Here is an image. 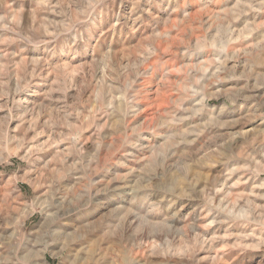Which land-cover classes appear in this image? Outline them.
Here are the masks:
<instances>
[{"label": "rangeland", "instance_id": "374dc122", "mask_svg": "<svg viewBox=\"0 0 264 264\" xmlns=\"http://www.w3.org/2000/svg\"><path fill=\"white\" fill-rule=\"evenodd\" d=\"M0 264H264V0H0Z\"/></svg>", "mask_w": 264, "mask_h": 264}, {"label": "bare ground", "instance_id": "6f19581e", "mask_svg": "<svg viewBox=\"0 0 264 264\" xmlns=\"http://www.w3.org/2000/svg\"><path fill=\"white\" fill-rule=\"evenodd\" d=\"M133 217H134V214H132V215L130 216V218H129V219H131V218H132V219H134L135 217H134V218H133ZM130 226H131V225H130Z\"/></svg>", "mask_w": 264, "mask_h": 264}]
</instances>
